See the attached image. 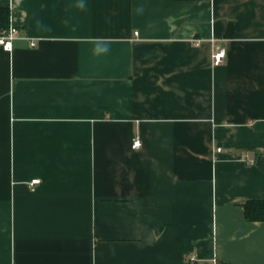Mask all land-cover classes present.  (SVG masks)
<instances>
[{
	"label": "crops",
	"instance_id": "0c3cea01",
	"mask_svg": "<svg viewBox=\"0 0 264 264\" xmlns=\"http://www.w3.org/2000/svg\"><path fill=\"white\" fill-rule=\"evenodd\" d=\"M0 6V264H264V0Z\"/></svg>",
	"mask_w": 264,
	"mask_h": 264
},
{
	"label": "built area",
	"instance_id": "2783aa9c",
	"mask_svg": "<svg viewBox=\"0 0 264 264\" xmlns=\"http://www.w3.org/2000/svg\"><path fill=\"white\" fill-rule=\"evenodd\" d=\"M19 34V29L15 25H9L8 28L2 29L0 31V47H3L6 50L11 51L14 47V41L18 37ZM135 34H138L136 31ZM218 38H216L214 35L211 37V42L213 44V53H212V58H213V64L214 65H219L225 61L226 58V49L225 47L217 44ZM197 42H200V39L197 40ZM142 139L139 136H136L132 140V148L138 149L142 146ZM39 179H32L31 185L37 183ZM192 260H195V258H192Z\"/></svg>",
	"mask_w": 264,
	"mask_h": 264
},
{
	"label": "trees",
	"instance_id": "16d2710c",
	"mask_svg": "<svg viewBox=\"0 0 264 264\" xmlns=\"http://www.w3.org/2000/svg\"><path fill=\"white\" fill-rule=\"evenodd\" d=\"M10 25V7L0 6V31ZM244 214L250 221H264V198L248 199L244 203Z\"/></svg>",
	"mask_w": 264,
	"mask_h": 264
}]
</instances>
